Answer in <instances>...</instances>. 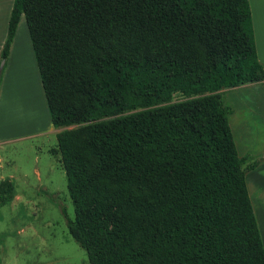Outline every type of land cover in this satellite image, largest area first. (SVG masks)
I'll use <instances>...</instances> for the list:
<instances>
[{"label": "trees", "instance_id": "16d2710c", "mask_svg": "<svg viewBox=\"0 0 264 264\" xmlns=\"http://www.w3.org/2000/svg\"><path fill=\"white\" fill-rule=\"evenodd\" d=\"M22 15L89 263L264 264L220 92L264 81L249 0H13L0 85Z\"/></svg>", "mask_w": 264, "mask_h": 264}, {"label": "rangeland", "instance_id": "374dc122", "mask_svg": "<svg viewBox=\"0 0 264 264\" xmlns=\"http://www.w3.org/2000/svg\"><path fill=\"white\" fill-rule=\"evenodd\" d=\"M21 35L19 50L24 45ZM21 60L19 52L12 67L7 60L1 81L6 85L0 96V181H10L14 191L0 205V264H90L69 233L67 223L74 217V206L60 157L49 151L57 145L59 129L49 131L55 127L42 85L39 88L32 71L22 72ZM220 92L234 109L229 121L238 154L263 161L264 81ZM182 99V95L174 96V101ZM46 119V129H33Z\"/></svg>", "mask_w": 264, "mask_h": 264}, {"label": "crops", "instance_id": "0c3cea01", "mask_svg": "<svg viewBox=\"0 0 264 264\" xmlns=\"http://www.w3.org/2000/svg\"><path fill=\"white\" fill-rule=\"evenodd\" d=\"M13 0H1L0 1V52L3 47L4 41L7 35V27H8V20L10 16V11L12 7ZM251 13H252V24L255 36V43H256V54L258 60L264 64V0H249ZM25 17L22 15L18 22L15 35L10 47V52L8 55L9 63L11 66L14 63V56L16 52H19V56L21 57V61L23 62L21 66L22 72H30L32 71L35 74L36 79L39 81V88L42 84H40V80L38 74V66L36 63V59L34 56L32 43L30 40L29 32L27 24L25 26L24 20ZM22 27V28H21ZM21 29V32H20ZM19 33L21 35V42L24 44L20 46V50L18 49V37ZM5 85H0V96L5 90ZM34 91L31 90V93ZM45 105V104H44ZM51 122V120H50ZM52 124V123H51ZM48 127L47 119L45 124H36L33 129L35 130H44ZM56 129L50 127L49 131H54ZM264 153V151L262 152ZM264 156V155H263ZM246 183L248 187V191L251 197V201L254 204L256 216H257V223H259L258 227L260 233H262V240L264 241V160L260 161L258 165L248 171L246 173ZM255 194V197H254ZM260 216V217H259ZM264 244V242H263Z\"/></svg>", "mask_w": 264, "mask_h": 264}, {"label": "water", "instance_id": "95a60500", "mask_svg": "<svg viewBox=\"0 0 264 264\" xmlns=\"http://www.w3.org/2000/svg\"><path fill=\"white\" fill-rule=\"evenodd\" d=\"M3 66H4V60H1V62H0V72H1L2 69H3Z\"/></svg>", "mask_w": 264, "mask_h": 264}]
</instances>
